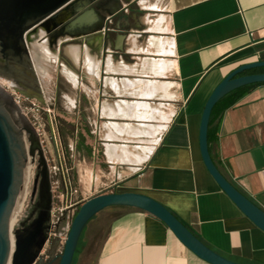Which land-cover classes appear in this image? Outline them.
I'll list each match as a JSON object with an SVG mask.
<instances>
[{
  "label": "crops",
  "instance_id": "0c3cea01",
  "mask_svg": "<svg viewBox=\"0 0 264 264\" xmlns=\"http://www.w3.org/2000/svg\"><path fill=\"white\" fill-rule=\"evenodd\" d=\"M137 4L138 26L121 41L115 30L117 35L107 45L96 38L91 45L63 49L65 70L75 72L77 83L82 84L79 77L82 80L86 72L102 90L98 95L100 118L108 119L104 154L115 168L107 183L113 190L108 191L146 193L167 206L216 252L243 264H264V231L219 186L200 148L201 117L213 89L239 65L264 59V0H137ZM161 16L165 31L154 28ZM125 20L123 17L122 23ZM162 37L170 39L168 59L174 65L157 77L172 82L168 92L145 95L148 110L152 107L157 112L142 118L113 114L110 108L116 111L119 104L125 106L124 100L141 97L138 90L125 87L124 81L157 76L153 59L158 57L155 54H165L158 51ZM89 60L96 63L95 71L88 68ZM113 78L121 88L112 86ZM89 84L96 86L91 78ZM162 114L167 119L159 128ZM113 122L142 130L144 123H150L157 131L154 135L121 133ZM145 137L148 139L143 140ZM217 138L209 150L221 173L264 208V83L224 112ZM135 142L142 145H130ZM147 145H152L151 151L145 149ZM123 149L131 159L138 154L145 158L123 159ZM121 162L130 165L129 173L116 168ZM93 178V186L106 182L97 173ZM96 264L211 263L189 250L161 220L134 208L115 220Z\"/></svg>",
  "mask_w": 264,
  "mask_h": 264
},
{
  "label": "water",
  "instance_id": "95a60500",
  "mask_svg": "<svg viewBox=\"0 0 264 264\" xmlns=\"http://www.w3.org/2000/svg\"><path fill=\"white\" fill-rule=\"evenodd\" d=\"M95 0H0V21L14 27L11 32L22 40L47 23L59 24L62 11L70 29L82 28L77 34L82 39L99 38L104 32L106 18L101 24L92 21L99 11L90 9ZM72 14H76L71 18ZM118 11L109 15L115 17ZM71 18V19H70ZM103 18V17H102ZM114 30H121L118 26ZM1 32V31H0ZM2 33V32H1ZM0 33V37L3 34ZM123 39L120 35L119 40ZM264 67V59L244 63L229 72L213 89L205 104L200 124V148L203 160L219 186L240 210L264 231V208L255 203L219 170L212 159L208 128L214 105L232 90L255 82H264V72L243 74ZM29 160L36 164L29 213H25L11 228V217L20 199L26 180ZM56 173L57 180H53ZM62 184L64 206L67 203L65 177L60 178L51 166L43 140L30 119L24 115L12 96L0 89V264H36L50 239L55 184ZM115 205L131 206L145 211L165 223L175 236L193 253L211 264H243L216 252L204 243L167 206L154 197L137 191H113L95 195L79 206L66 207L63 221L69 226L59 264H72L80 236L87 223L101 210ZM74 215L72 216V213ZM70 217V218H69ZM14 239V249L12 240Z\"/></svg>",
  "mask_w": 264,
  "mask_h": 264
},
{
  "label": "rangeland",
  "instance_id": "374dc122",
  "mask_svg": "<svg viewBox=\"0 0 264 264\" xmlns=\"http://www.w3.org/2000/svg\"><path fill=\"white\" fill-rule=\"evenodd\" d=\"M152 1L154 2L156 0ZM138 8L140 7L138 6ZM155 17L156 16H154V18ZM45 46L44 43H36L32 50H34L33 53L37 59L36 64L39 68L47 99L55 102L53 97L56 92L57 83L60 84L62 94L65 95L64 97L60 96L57 109L51 105L53 121L57 118L61 122L63 143L61 142V135H59L55 123L54 129L49 130L45 128V120L41 118V116L43 117L44 115L41 104L36 106L35 118L32 115H30V117L33 120V125L35 124V127L39 128L37 130L41 133L43 146L53 169L57 171V173L61 169L66 176L68 184L70 182L78 188V193L75 195L72 204L79 206L86 200L85 198L90 195L107 193L109 189L113 190V185H111L112 187L107 186L109 180L114 177L115 168L112 167L113 164L108 162L104 154V143L106 142L105 139L108 130L105 126V122L108 121V119L100 118L98 95L102 90H99V83L95 82L94 77L86 72L82 74V80L79 77L80 82L83 81L82 84L74 83L65 72L66 67L59 50L49 48L51 54L47 55L46 52H44ZM253 72H264V67H257ZM78 75H81V73H78ZM90 78L94 84L96 83V86L89 84ZM158 102L159 101H157V103ZM46 108L49 107L46 106ZM89 121L92 122V128L87 127L90 124ZM81 134L85 136L86 143L91 146L92 153H89V150L85 146L80 149L77 148ZM133 139L137 140V142L141 141L138 138ZM145 139L148 138H143V140ZM130 145L136 146L142 144L135 142ZM116 168L129 173L130 165L121 162L117 163ZM94 173L99 174L103 179L102 181H106L105 184L99 182L97 186H93L92 177ZM34 177L35 176L32 177V182L27 186L24 183L22 195L19 199L22 205V212L18 217L17 223L26 213L29 205ZM53 180H57L56 173L53 175ZM59 187L60 189L62 188L61 182L60 184L56 182L54 187V206L56 208L59 206L58 203L62 199V193ZM72 204L68 203V206ZM126 210V208L121 207L105 208L98 212L87 223L80 240V250L76 254L73 264H96L99 251L110 233V226L114 218L118 215L120 216V214L124 213ZM64 225V230L59 234L61 238V247L59 246L57 248V250L61 248V252L69 230V226L66 224Z\"/></svg>",
  "mask_w": 264,
  "mask_h": 264
},
{
  "label": "flooded vegetation",
  "instance_id": "af4514ba",
  "mask_svg": "<svg viewBox=\"0 0 264 264\" xmlns=\"http://www.w3.org/2000/svg\"><path fill=\"white\" fill-rule=\"evenodd\" d=\"M124 3H126V5ZM137 5V0H95L91 5L87 6L88 9L93 6L99 11V13L93 14V22L101 24L104 21V17H107V21L103 28L104 32L99 36V38L102 39L103 45H107L112 40L115 33L117 35V32L114 30L115 27L118 26L121 28V30L118 31L120 35H126L133 26H138L136 17L138 18L139 16V9ZM115 10L118 11V14L115 17L110 16L109 14ZM66 16V12L62 11L58 18V25L47 23L45 27H49V31H43V28L38 26L33 32L27 35V38L25 36L22 40L11 34L14 30L12 25L7 24L3 20L0 21V31L2 32L0 33L3 34V36L0 37V89L8 92L14 101L16 95L22 96L25 103L30 105L34 110L38 104H41V108L44 110V115L43 117L41 116V118L45 120V128L52 130L55 128V123L59 135H61L60 138L62 143L61 122L57 118L53 121L51 105L57 109L60 96L64 97L65 95L62 94L60 84L57 83L56 92L53 97L55 102L47 99L39 68L36 64L37 59L32 49L34 44L44 43L48 45L50 49H58L63 59V49L66 45L93 44L92 40H95L94 38L82 39L80 36H77L82 28H69V20H65ZM75 16L76 14H72L71 18ZM123 17H126L124 23H122ZM46 106L49 108H46ZM87 127L90 126L88 125ZM58 175L60 178L65 177L66 179L61 169ZM68 196L69 191L67 192V198ZM63 198L64 195L62 193V199L58 203L62 209L59 211L57 221L52 222L53 226L50 239L42 250L41 257L36 264H59L63 252V250L61 252V248L57 250L59 246L61 247V238L59 234L64 230L65 223L63 221V213L66 207H68V202L66 206H64ZM31 205L32 202L30 198L27 209H29ZM26 212L29 213V210H26Z\"/></svg>",
  "mask_w": 264,
  "mask_h": 264
},
{
  "label": "bare ground",
  "instance_id": "6f19581e",
  "mask_svg": "<svg viewBox=\"0 0 264 264\" xmlns=\"http://www.w3.org/2000/svg\"><path fill=\"white\" fill-rule=\"evenodd\" d=\"M153 5V4H152ZM163 16L160 17V19L158 20L156 26L154 27L156 30H161V31H165L166 28L161 26V23L163 21ZM163 33V32H161ZM159 43H160V49L158 50L163 51L165 54H155V56L158 57H154V68H155V73L157 76H153L152 78H149V80H143V79H137V80H128V81H124V86L125 87H131L135 90H138L141 97H137V100L135 101H126L124 100L125 106H122V104H119L118 109L115 111L114 109L110 108V110L113 112V114L117 115V112H120L121 114H124L126 116H130V117H135L137 116L138 118H142L145 117L146 115H148V113L151 112H157V110L155 108H149L148 105V97H145V95H151L152 93H154L155 91L158 90H165L168 92L169 88L172 86V82L170 81H160L157 79V77H159V75H162L165 73L166 70L171 69V67L174 65V62L171 59H168V53L171 52L170 50V39L169 38H159ZM71 51L74 53L76 52L75 48H71ZM44 52H46L47 55L51 54V51L49 50V48L47 46L44 47ZM95 65L96 63L92 60H89L87 62V66L90 70L95 71ZM113 70L117 71V69L112 68ZM65 72L68 74L69 78H71L73 80L74 83L78 82V77L75 74V72H73L72 70H65ZM110 83L112 84V86L115 89L121 88L118 83L116 82V79H110ZM167 119L165 114H162V119L159 122V128H163V124L164 121ZM140 120H145V119H140ZM148 121V120H147ZM150 121V120H149ZM146 122V121H145ZM145 126V129L142 130L141 128L138 127H134L131 126V124H122V123H117V122H113V126L116 129V131L119 132H131V133H138V132H147L148 134H152L154 135L156 133V129H155V125L150 124V123H144L143 124ZM114 134V133H113ZM111 137L115 136V135H110ZM152 145H147L145 146V149L147 150H152ZM124 150V158L126 160H129L131 162H135L136 160H140L145 158V155L143 154H138L136 156V159H131L130 158V154L126 149ZM109 155L112 158V154L109 151ZM114 163V161H113ZM31 173L27 172V176H26V180H25V184L26 186L28 185V180H31ZM92 179L94 180V178L92 177ZM22 212V205L21 203L17 202L13 215L11 217V228L14 227V225L17 223L18 217ZM12 249H14V239L12 240ZM11 264V259L9 260V263Z\"/></svg>",
  "mask_w": 264,
  "mask_h": 264
},
{
  "label": "trees",
  "instance_id": "16d2710c",
  "mask_svg": "<svg viewBox=\"0 0 264 264\" xmlns=\"http://www.w3.org/2000/svg\"><path fill=\"white\" fill-rule=\"evenodd\" d=\"M256 69V68H254ZM254 69H251L249 71L244 72L243 74H248V73H255L253 72ZM264 82H255V83H250V84H246L243 86H240L234 90H232L231 92H229L228 94H226L224 97H222L213 107L212 112H211V116H210V121H209V128H208V142H209V147L212 144H215L218 140L217 138V134L220 130V126H221V121H222V117L224 112L230 108L231 106H233L234 104H236L245 94H247L249 91H251L254 87H256L259 84H262ZM86 147L89 150V153H92V149L91 146L88 145L86 143V139L85 136L81 134V138L78 142L77 148H81V147ZM118 189H115V191H117ZM120 191V190H119ZM112 208L114 207H121V208H126L127 210L124 213H121L119 217L123 216L124 214L132 211L135 207H131V206H124V205H115V206H110ZM107 207V208H110ZM115 217L111 226H110V231L112 229V227L115 224V220L118 219L119 217ZM85 229V228H84ZM84 231V230H83ZM83 232L80 236V239L78 241V245L75 251V255L72 261V264L74 262L75 256L78 253V251L80 250L79 245H80V240L82 238Z\"/></svg>",
  "mask_w": 264,
  "mask_h": 264
},
{
  "label": "built area",
  "instance_id": "2783aa9c",
  "mask_svg": "<svg viewBox=\"0 0 264 264\" xmlns=\"http://www.w3.org/2000/svg\"><path fill=\"white\" fill-rule=\"evenodd\" d=\"M15 103L20 108L21 112L24 115H26L30 119V121L32 122L33 120L31 119L30 115L34 116L36 109L35 110L32 109V107L30 105L25 103V100H23L22 96H19V95L15 96ZM34 118H35V116H34ZM34 126H35V124H34ZM36 129H39V128H36ZM38 133L41 135V133L39 131H38ZM27 168L29 169V172L31 173V175L33 174L32 177L35 176L36 164L29 160V162L27 164ZM32 177H31V180L30 179L28 180V184L32 182V180H33ZM66 187H67V192L69 191V196L67 198V202L72 204L73 200L75 198V195L78 193V188L75 187L74 185H72L70 182L68 184L67 181H66ZM61 209L62 208L60 206H58L57 208L54 206L53 211H52V222L57 221V219L59 217V211ZM73 215H74V212L72 213V216Z\"/></svg>",
  "mask_w": 264,
  "mask_h": 264
}]
</instances>
